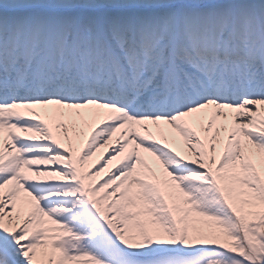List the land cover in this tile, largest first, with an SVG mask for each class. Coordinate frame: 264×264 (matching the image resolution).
<instances>
[{"label":"snow or ice","instance_id":"6c2138e0","mask_svg":"<svg viewBox=\"0 0 264 264\" xmlns=\"http://www.w3.org/2000/svg\"><path fill=\"white\" fill-rule=\"evenodd\" d=\"M0 264H264V0H0Z\"/></svg>","mask_w":264,"mask_h":264}]
</instances>
